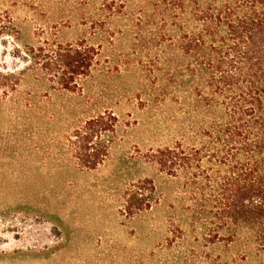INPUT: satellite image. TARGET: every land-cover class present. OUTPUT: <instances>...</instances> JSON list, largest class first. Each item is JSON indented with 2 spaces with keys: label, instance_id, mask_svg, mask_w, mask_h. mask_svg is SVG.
<instances>
[{
  "label": "rangeland",
  "instance_id": "obj_1",
  "mask_svg": "<svg viewBox=\"0 0 264 264\" xmlns=\"http://www.w3.org/2000/svg\"><path fill=\"white\" fill-rule=\"evenodd\" d=\"M90 1L0 0L15 27L0 43V65L27 68L18 92L0 103V264H250L234 244L205 239L180 181L148 159L189 126L185 78L170 80L166 41L134 34L148 0H129L106 23H92ZM53 43L98 50L90 74L78 80L81 91L61 90L34 69L32 48L44 54ZM16 48L30 55L14 56ZM106 108L119 118L109 157L82 167L68 137ZM146 177L157 202L133 216L123 212L127 189Z\"/></svg>",
  "mask_w": 264,
  "mask_h": 264
},
{
  "label": "trees",
  "instance_id": "obj_2",
  "mask_svg": "<svg viewBox=\"0 0 264 264\" xmlns=\"http://www.w3.org/2000/svg\"><path fill=\"white\" fill-rule=\"evenodd\" d=\"M128 2L91 0L92 23L123 14ZM133 21L135 36L166 41L170 80L185 78L188 130L174 143L152 149L149 161L180 181L186 207L207 241L234 244L241 259L264 264V0H148ZM14 30L11 17L0 13V43L14 37ZM13 53L30 55L19 48ZM31 54L36 71L75 93L98 50L53 43L46 53L33 47ZM171 56L183 59L184 67L173 65ZM26 71L0 65V103L18 92ZM118 126V116L108 108L80 120L68 137L72 157L85 168L101 165ZM155 191L151 178L138 179L126 191L123 212L149 210L157 202L150 198Z\"/></svg>",
  "mask_w": 264,
  "mask_h": 264
}]
</instances>
